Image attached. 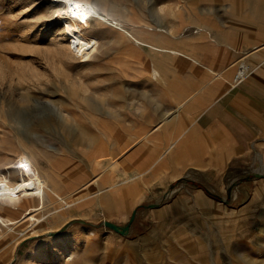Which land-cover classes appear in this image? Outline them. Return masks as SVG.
<instances>
[{
	"label": "rangeland",
	"instance_id": "rangeland-1",
	"mask_svg": "<svg viewBox=\"0 0 264 264\" xmlns=\"http://www.w3.org/2000/svg\"><path fill=\"white\" fill-rule=\"evenodd\" d=\"M117 1L128 6L133 21L181 47L184 37L208 34L207 26L189 19L204 12V3L223 0ZM50 5L0 0V164L16 165L26 153L63 193L79 190L78 196L87 197L18 246L1 237L6 230L0 227V264H264L261 164L233 169L218 185L199 179L205 187L197 191L201 198L192 192L197 186L182 180L131 204L119 190L132 182L125 171V147L114 153L122 134L110 133L107 140L97 130L72 133L66 128L77 129L73 118L85 126L102 116L123 122L124 106L152 86L154 55L123 41L83 61L67 49L66 23L51 19ZM169 58L158 66L160 81L169 82L171 92L185 86L192 63L178 55ZM67 112L72 119L64 116ZM107 149L114 152L107 156ZM99 157L107 159L103 167L96 164ZM110 157L118 166L110 165ZM186 187L191 192L182 190Z\"/></svg>",
	"mask_w": 264,
	"mask_h": 264
},
{
	"label": "crops",
	"instance_id": "crops-1",
	"mask_svg": "<svg viewBox=\"0 0 264 264\" xmlns=\"http://www.w3.org/2000/svg\"><path fill=\"white\" fill-rule=\"evenodd\" d=\"M202 8L189 23L207 26L208 34L181 43L197 58L183 57L192 63L185 86L170 92L169 82L154 84L149 78L147 94L124 106L120 145L105 151L117 155L125 147V171L134 179L119 190L131 204L182 180L197 186L192 192L201 198L197 191L205 187L199 179L218 185L233 169L255 162L264 173V0L212 1ZM242 62L247 71L238 76ZM158 89L163 95L154 93ZM147 132V140L132 145ZM107 187L114 191L110 183Z\"/></svg>",
	"mask_w": 264,
	"mask_h": 264
},
{
	"label": "bare ground",
	"instance_id": "bare-ground-1",
	"mask_svg": "<svg viewBox=\"0 0 264 264\" xmlns=\"http://www.w3.org/2000/svg\"><path fill=\"white\" fill-rule=\"evenodd\" d=\"M45 1H50L51 5L48 12L51 11V14L53 13L51 19L54 20L55 17V20L62 18L66 23V27H63L62 30L67 28L66 30L69 32L71 40L67 42V49L83 61L93 59L102 47H107L118 42L123 43V41L124 43L128 42L129 45H132V48L141 49L154 55L151 57L149 78L153 82H160L162 72L158 65L168 63V58L171 55H178L182 58L195 61L197 59L193 56H188L182 47L174 46L166 38L154 33L147 25L133 21L129 16L128 6L117 0H95V5L87 3L93 0H87V2L85 0ZM41 16L46 17L48 15L44 13ZM91 18L94 19L90 20ZM106 23L110 25H106ZM97 25L102 28L95 30ZM87 28H90V31ZM159 54H163V57L157 56ZM241 66L242 68H238V76L244 75L247 71L246 64H242ZM185 103L186 100L184 102L181 101L176 110ZM70 114L72 113L67 112L64 113V116L69 117ZM69 118L72 119V117ZM164 118L166 116H163ZM73 119L75 128L77 129L74 130L66 125V128L70 132L77 131L83 133L84 130H97L101 134H105L107 140H109L108 134L110 133L116 135L115 132H117L118 137L123 124L120 121L110 122L105 116H102V119L95 124L92 122L90 126L82 125L77 119ZM148 133L139 139H133L132 145L147 140ZM107 140H102L101 143ZM115 144L118 143L113 141L114 146ZM113 158L110 157L108 159L111 160ZM106 160L99 157L96 160V164L99 167H103ZM110 160L108 161L111 162ZM7 164H11V161H7ZM110 165L118 166L117 159H113ZM95 178L94 182L98 181L99 177L97 175ZM128 178L134 177L132 175ZM62 189L63 187L58 181H54L50 176L44 174L34 157L26 153H22V158L16 165L11 164L1 167L0 164V227L4 226L6 230L5 234L1 237L6 238L11 244L13 241L17 242L16 244L14 243V246H18L22 239H26L30 235H41V232L50 221L64 215L74 205L79 204L87 197L78 196L79 190L63 193ZM100 190L104 191L105 189L100 188ZM38 254L39 252L35 253V255ZM33 263V260H31L28 264Z\"/></svg>",
	"mask_w": 264,
	"mask_h": 264
},
{
	"label": "water",
	"instance_id": "water-1",
	"mask_svg": "<svg viewBox=\"0 0 264 264\" xmlns=\"http://www.w3.org/2000/svg\"><path fill=\"white\" fill-rule=\"evenodd\" d=\"M260 175H262L263 173H259ZM110 225H112V226H114V227H117L116 225H114V224H110Z\"/></svg>",
	"mask_w": 264,
	"mask_h": 264
},
{
	"label": "built area",
	"instance_id": "built-area-1",
	"mask_svg": "<svg viewBox=\"0 0 264 264\" xmlns=\"http://www.w3.org/2000/svg\"><path fill=\"white\" fill-rule=\"evenodd\" d=\"M242 65V64H241ZM242 68V66H240Z\"/></svg>",
	"mask_w": 264,
	"mask_h": 264
}]
</instances>
